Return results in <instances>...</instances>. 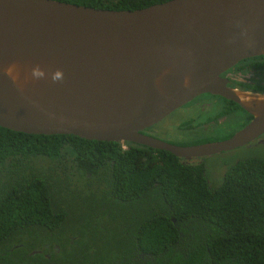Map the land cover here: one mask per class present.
<instances>
[{
	"label": "water",
	"instance_id": "1",
	"mask_svg": "<svg viewBox=\"0 0 264 264\" xmlns=\"http://www.w3.org/2000/svg\"><path fill=\"white\" fill-rule=\"evenodd\" d=\"M258 56L264 0H170L134 11L0 0V128L132 143L184 160L228 152L264 133V103L219 75ZM13 64L15 84L4 75ZM36 66L44 79L31 77ZM57 69L64 79L53 83ZM201 94L236 104L249 124L227 140L185 147L140 134Z\"/></svg>",
	"mask_w": 264,
	"mask_h": 264
},
{
	"label": "trees",
	"instance_id": "2",
	"mask_svg": "<svg viewBox=\"0 0 264 264\" xmlns=\"http://www.w3.org/2000/svg\"><path fill=\"white\" fill-rule=\"evenodd\" d=\"M53 1L134 11L170 0ZM185 161L0 128V264H264V158L214 185Z\"/></svg>",
	"mask_w": 264,
	"mask_h": 264
},
{
	"label": "flooded vegetation",
	"instance_id": "3",
	"mask_svg": "<svg viewBox=\"0 0 264 264\" xmlns=\"http://www.w3.org/2000/svg\"><path fill=\"white\" fill-rule=\"evenodd\" d=\"M219 77L226 81L225 86L228 88L264 95V56L240 60L222 72ZM176 112L179 116L175 114L169 118ZM169 117L167 116L159 123L142 130L140 134L170 145H201L227 140L244 129L251 120V117L236 104L208 94H201L193 98L169 114ZM171 120L172 122H170ZM197 133L202 134V138H198ZM262 151H264V133L239 148L213 156H219L220 158L216 160L217 165H226L227 169L249 157L264 158V153L258 154ZM213 156L191 158L183 163L202 166L203 161ZM223 176L224 173L220 178ZM208 183L211 182L208 180ZM44 248L48 250L47 246ZM51 248L57 251L55 246ZM39 252L41 253V251ZM48 256V254L45 255L46 258Z\"/></svg>",
	"mask_w": 264,
	"mask_h": 264
},
{
	"label": "clouds",
	"instance_id": "4",
	"mask_svg": "<svg viewBox=\"0 0 264 264\" xmlns=\"http://www.w3.org/2000/svg\"><path fill=\"white\" fill-rule=\"evenodd\" d=\"M4 75H6L15 84L19 75L17 71V66L15 64L8 66L4 70ZM45 76L46 73L39 66L32 68L31 77L33 79H44ZM50 79L53 83L62 82L64 79V74L61 70L57 69L53 73H51ZM240 99L244 103L252 102V98L249 97H240ZM255 100L257 103H264V95L257 94Z\"/></svg>",
	"mask_w": 264,
	"mask_h": 264
},
{
	"label": "rangeland",
	"instance_id": "5",
	"mask_svg": "<svg viewBox=\"0 0 264 264\" xmlns=\"http://www.w3.org/2000/svg\"><path fill=\"white\" fill-rule=\"evenodd\" d=\"M178 115V113H173L172 115H168L169 118H171L174 115ZM179 116V115H178ZM167 118V116H166ZM172 122V120L170 121ZM201 136V137H200ZM198 138H202V134L197 133ZM264 151L258 153L263 154ZM256 154V155H258ZM225 156V155H224ZM219 156H213L210 159H207L202 162L203 166V174L207 180H209L213 185L218 182L219 178L223 175L226 169V165H217L216 160L219 159ZM39 253V252H38Z\"/></svg>",
	"mask_w": 264,
	"mask_h": 264
}]
</instances>
